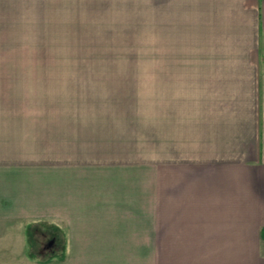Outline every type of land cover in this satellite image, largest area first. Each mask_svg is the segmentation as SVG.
Masks as SVG:
<instances>
[{
  "label": "crops",
  "instance_id": "1",
  "mask_svg": "<svg viewBox=\"0 0 264 264\" xmlns=\"http://www.w3.org/2000/svg\"><path fill=\"white\" fill-rule=\"evenodd\" d=\"M118 5L86 20L169 59L0 61V264H240L264 229V0Z\"/></svg>",
  "mask_w": 264,
  "mask_h": 264
},
{
  "label": "rangeland",
  "instance_id": "2",
  "mask_svg": "<svg viewBox=\"0 0 264 264\" xmlns=\"http://www.w3.org/2000/svg\"><path fill=\"white\" fill-rule=\"evenodd\" d=\"M51 2L55 3L52 4L56 7L55 11L50 10ZM60 2L65 6L56 5ZM119 2L120 0H0V61L150 62L169 59L167 52L157 51L158 41L162 44L166 38L124 35L123 33H135L136 30L135 26H132V30H125L118 23L121 21L86 20L91 17L118 19L121 16L116 11L121 8ZM111 3L113 5H109ZM74 4L79 6L73 7ZM80 7L84 10L80 11ZM60 8H64L63 14H60ZM90 8L93 10L89 11ZM96 8L103 11L96 12ZM58 15L66 18L59 21L51 19ZM42 32L51 35H40ZM26 236L29 258L46 261L54 257V227L30 225ZM240 247V264H264V229L259 243Z\"/></svg>",
  "mask_w": 264,
  "mask_h": 264
}]
</instances>
